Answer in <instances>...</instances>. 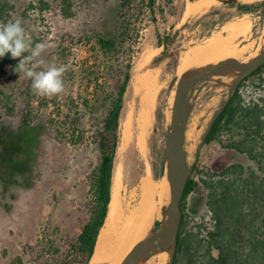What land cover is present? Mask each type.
Segmentation results:
<instances>
[{"label":"rangeland","instance_id":"374dc122","mask_svg":"<svg viewBox=\"0 0 264 264\" xmlns=\"http://www.w3.org/2000/svg\"><path fill=\"white\" fill-rule=\"evenodd\" d=\"M13 1V16L20 18L26 35L37 43L48 45L41 58L46 64L64 65L66 71L62 76L63 91L54 96H43L34 93L31 80L23 72L14 76L10 65L5 66L11 76L3 80L2 84L4 91L11 95L13 111L10 115H3L2 124L16 130L21 126L23 116L28 114L32 125L38 128V134L36 155L31 165L25 167L23 162L19 164L8 184H4L3 174L0 173V264H7L15 256L22 257V264H59L61 256L69 251V244L76 240L81 227L92 214L90 176L99 159L93 141L94 124L105 115V106H100L103 93L109 92L117 79V74L110 68L112 58L99 49L94 31L108 29L107 15L114 0H72L71 15L67 17L60 11V0H45L48 5L42 11L38 9L41 5L38 0ZM195 1L198 0H155L153 14L145 8L142 14L135 17L138 35L129 48L131 57L127 58L130 59V78L136 62L141 57L147 58V63L138 73L149 71L152 82L156 83L153 100L155 107L153 105L151 112L153 123L146 131V154L142 156L136 146L134 119L141 110L140 97L145 90L134 96L127 92L128 82L119 122L127 120V111H123L127 97L128 106L132 107L127 109L132 114L128 119L131 133L127 134L130 137L124 139L119 125L121 135L114 157V171L119 173L120 196L126 205L134 204L139 198V182L144 175L145 161L149 164L150 176L154 178L156 174V179L164 180V190L153 198L158 214L150 226L149 235L154 226H160L163 209L167 208L169 202L163 154L171 102L182 78L177 77L176 66L172 64L174 57L159 59L161 52L166 48L168 52H175L178 64L184 51L213 35L223 34L229 23L241 18L250 20V29L245 37L237 36L234 39L240 51V59L245 61L246 57L252 58L264 46L260 40V35L264 34L263 5L250 8L257 9L256 13H243L237 3L214 0L189 12L188 4ZM239 1L252 3L258 0ZM30 5L33 7L30 8ZM158 34H169L173 39L169 43L164 41L165 45H158ZM155 58L158 59L154 62ZM123 60L126 62V57ZM213 76L192 87L186 103L189 111L186 129L193 132L192 139L185 140L187 145H191L188 163L196 166L190 173L199 182V187L186 199L184 234H196L202 226L205 225L207 229L210 226L209 211L202 197L206 195L207 189L201 179L207 178L213 170L220 171L229 163L256 168L246 153L228 150L224 146L240 142L248 147L253 145V137L258 142L257 148L264 154V67L237 84L232 94L233 120L227 124L223 122L215 138L203 142L198 148L208 121L226 99L232 79L228 75L230 81L221 82V74ZM83 97L92 103L97 101V106H94L97 109L95 115L92 116L83 105L78 107L77 113L74 112V106L68 110L72 104L71 98L76 104ZM235 121L244 124L246 128L238 127ZM73 125H77L82 132V139L76 143L68 139ZM256 128L258 135L253 133ZM118 163L120 165L117 166ZM154 261H158V264L160 262L159 259ZM177 264H185L183 253L179 255Z\"/></svg>","mask_w":264,"mask_h":264},{"label":"trees","instance_id":"16d2710c","mask_svg":"<svg viewBox=\"0 0 264 264\" xmlns=\"http://www.w3.org/2000/svg\"><path fill=\"white\" fill-rule=\"evenodd\" d=\"M38 2L41 4L38 6L39 11L48 5L45 0H38ZM60 2L61 13L66 17L71 15L72 0H60ZM112 3L107 15L108 29L102 32L94 31L95 42L99 49L112 58L110 68L117 74V79L112 89L103 93L100 106H105V115L100 122L94 124L93 141L97 146L99 159L90 176L92 214L81 227L76 240L69 244V251L63 257L61 256L59 264H88L93 253L96 237L104 222L110 200L114 156L120 137L119 118L124 92L130 79V59L127 58L131 57L129 48L138 35L135 17L142 14L145 8L154 13L155 0H114ZM262 5L264 6V0L239 3L237 7L243 11ZM32 7L33 5H30V8ZM14 13L13 0H0V23L20 19L18 16L14 17ZM172 39L173 37L169 34L164 36L158 34L157 43L165 45L164 41L169 43ZM32 43L34 46L37 41L33 39ZM175 55V52H168L166 48L158 58L174 57L172 64L176 66ZM125 57L126 62L123 60ZM158 58L153 61L155 62ZM19 59V57L12 58L10 54L0 58V173L3 174L4 184L11 181L19 164L23 162L25 167L31 165L37 149L38 128L32 125L28 114L23 116L22 124L16 130L2 124L3 115H10L13 111L11 95L4 91L2 84L3 80L11 76L5 66L10 65L13 70ZM263 67L264 63L249 75L257 73ZM17 74L14 72V76ZM233 99L234 95L214 120L204 142L215 138L223 122L231 123L234 111ZM70 101L72 104L68 110L74 106V112L77 113L78 107L83 105L92 116L97 113L94 107L97 106L95 104L97 101L92 103L86 97L80 99V102L77 101L76 104L73 98ZM65 116L68 117V114L65 113ZM244 116H246L245 113ZM235 125L246 128L244 124L236 121ZM253 131L255 135H258V128ZM70 133L71 137L68 139L71 143L82 139V132L77 125L72 126ZM74 135L76 138H73ZM251 140L253 145L248 147L240 142H232L224 147L246 153L255 163L256 168L229 163L220 171L213 170L212 173H208L207 178L200 180L207 189L206 195L202 197L209 211L210 226L208 229L205 225L202 226L196 234H184L187 217L186 199L199 187V182L191 177V173L189 174L180 202L181 220L171 264H177L181 253L184 255L185 264H264V154L257 148V140L253 137ZM262 141V148H264V137ZM195 168L194 165L192 170ZM154 178H157L156 174ZM7 264H22V257L15 256Z\"/></svg>","mask_w":264,"mask_h":264},{"label":"bare ground","instance_id":"6f19581e","mask_svg":"<svg viewBox=\"0 0 264 264\" xmlns=\"http://www.w3.org/2000/svg\"><path fill=\"white\" fill-rule=\"evenodd\" d=\"M213 1L214 0H198L188 4L187 9L189 12H191L193 10L204 7L205 5ZM249 29L250 20L248 18H241L239 21H233L229 23L226 29H223V34L219 33L217 35H213L206 41L196 44L184 51L179 59L178 64L176 65L177 77L183 78L188 75L204 72L212 65L224 59L233 58L238 59L242 63L248 62L249 58L247 57L245 61L240 59V51L236 48L234 39L237 36L245 37L249 32ZM260 37L261 43H263L264 34H261ZM146 63L147 58L145 57H141V59L136 62L127 88V92L132 93L134 96L142 93V90H145V92L143 91V95L141 94L142 96L140 97L139 106H141V110L137 112L134 119V125L137 130V134L135 135V141L137 144L136 146H138L142 156H145L146 154V131L153 123L151 112L154 105L153 100L155 96L156 84L155 82H152L149 71L147 73H138ZM236 73L237 70H231L221 73V82H227L229 80L227 79V76H234ZM128 102L129 101L127 100V97H125L123 111H127V120L120 123L122 135L119 133L121 136H123L124 139L129 136L127 135L128 133H131L129 131L130 124H128V119L130 120L132 114H130V110L127 109H131L132 107L128 106ZM184 135L185 140L192 139L193 132L191 129H185ZM123 145L125 146V143ZM184 148L188 160V152L191 149V145H187L185 142ZM116 165L118 166L120 164L118 163ZM144 167V175H141L142 178L140 176L141 179L139 182V198L134 204L126 205L123 203L120 196V176L119 173L114 171L116 170V168L114 169L113 166L110 200L108 202L107 213L104 222L97 234L93 253L88 264H121L123 260L128 256L130 251L139 242L151 236L148 234L150 226L152 225L158 214V207L154 203L153 198L155 195L160 194V192L164 190V180L152 178L150 176V167L148 162L145 161ZM166 183L167 180L165 184ZM166 222V215L163 211V221H161V223L162 225H164L166 224ZM171 254V245L158 250H150L142 255L137 260L136 264H158V261H154L155 259L160 260L159 264H169Z\"/></svg>","mask_w":264,"mask_h":264},{"label":"water","instance_id":"95a60500","mask_svg":"<svg viewBox=\"0 0 264 264\" xmlns=\"http://www.w3.org/2000/svg\"><path fill=\"white\" fill-rule=\"evenodd\" d=\"M223 3H242L239 0H220ZM260 1V0H258ZM264 11V8H263ZM243 13H256L257 9L243 10ZM264 63V46L255 56L249 59L248 62L242 63L238 59H224L212 65L204 72L188 75L181 78L176 86V93L172 102L170 122L166 128V144L163 154V166H166L165 177L169 187V202L167 208L164 209L167 222L160 226L152 228V234L148 238L139 242L123 260L121 264H136L137 260L150 250H158L167 246H172V254L169 261L171 264L176 244V237L181 220L180 202L183 190L193 165L188 163L186 151L184 148L186 129V120L188 117V109L186 103L188 94L192 87L204 79L224 73L226 71L237 70V73L232 76L229 82V89L226 99L223 100L220 106L214 111L204 132L201 136L198 148L205 140L214 120L222 111L231 98L237 84L247 75L253 72Z\"/></svg>","mask_w":264,"mask_h":264},{"label":"clouds","instance_id":"9594fccd","mask_svg":"<svg viewBox=\"0 0 264 264\" xmlns=\"http://www.w3.org/2000/svg\"><path fill=\"white\" fill-rule=\"evenodd\" d=\"M47 47L43 42L33 46L20 19L0 23V58L5 54H10L12 58L19 57L13 71L23 72L25 77L31 80V88L35 94L54 96L64 89L62 76L66 67L46 64L41 55Z\"/></svg>","mask_w":264,"mask_h":264}]
</instances>
